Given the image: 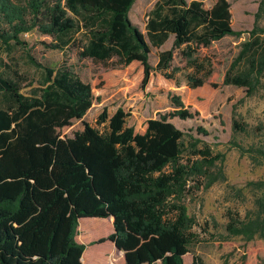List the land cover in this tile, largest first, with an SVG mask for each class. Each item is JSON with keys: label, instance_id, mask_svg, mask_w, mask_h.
Listing matches in <instances>:
<instances>
[{"label": "trees", "instance_id": "16d2710c", "mask_svg": "<svg viewBox=\"0 0 264 264\" xmlns=\"http://www.w3.org/2000/svg\"><path fill=\"white\" fill-rule=\"evenodd\" d=\"M135 1L0 0V43L20 45V36L35 30L55 42L50 48L63 50L82 32L85 44L79 47V59L99 64L115 59L113 67L138 63L142 90L153 75L175 84L179 69L170 68L176 50L181 70L189 71L190 92L205 86L217 89V64L200 51L242 34L231 27L229 2L216 0L206 9L200 1L157 0L143 34L128 18ZM263 17L261 0L249 40L222 82L243 88L248 96L264 73V42L259 37L264 31L257 26ZM170 38L171 49L150 64L151 50ZM240 63L243 68L235 71ZM43 72L44 81L32 97L21 94L24 79L17 72L0 75V264H183L195 225L185 198L225 181L217 167L224 156L197 148L198 140L185 146L183 133L169 122L193 119L198 112L191 113L179 97H172L174 111L148 120L143 133L127 127L129 114L117 109L111 117L105 111L99 115L102 131L83 123L72 138L62 137L61 131L91 108V88L68 68ZM232 128L243 132L235 122ZM235 148L251 160L264 159V145ZM184 154L188 157L182 161ZM247 186L264 189L262 182ZM255 206L252 218L226 212L225 236L219 243H264V201L257 200ZM85 220L97 225L85 226ZM105 220L112 225L108 241L119 252L113 244L84 251L76 241L77 229L100 232L99 221ZM190 264L205 262L193 256Z\"/></svg>", "mask_w": 264, "mask_h": 264}, {"label": "rangeland", "instance_id": "374dc122", "mask_svg": "<svg viewBox=\"0 0 264 264\" xmlns=\"http://www.w3.org/2000/svg\"><path fill=\"white\" fill-rule=\"evenodd\" d=\"M157 0H136L129 11L128 18L141 33L148 13ZM200 1L209 9L216 0ZM230 4L231 27L240 36H226L215 42L208 50H201V55L211 56L217 64L215 90L205 86L199 92H190L186 87V75L189 71L181 70L183 64L178 52L173 51L170 69L174 72L175 84L165 81L158 75L150 77L144 90L140 89L142 69L138 63L128 67H113L114 60L107 64L93 63L89 59H79V47L85 44V35L81 32L73 36L72 42L63 50L52 49L55 43L50 37L35 30L20 36V45L9 46L0 43V75L10 77L15 71L24 79L21 94L25 97L37 95L44 81L43 68H68L83 83L88 84L93 95V103L82 120H74L69 128L61 131L62 137L72 138L73 134L83 129V123L102 131L103 126L97 125L99 115L105 111L111 117L117 109L129 114L126 126L135 133H143L148 120L158 119L174 111L172 97H179L184 107L198 116L181 121L169 119L183 133L185 146L198 140L197 148L208 147L212 155L224 156L221 170L225 181L213 184L209 189L191 191L184 200L186 212L194 219L191 229L193 239L188 248L189 253L183 257V264H190L192 257L200 258L205 264H264V243L254 241L243 243L235 239L219 243L225 236L224 227L227 211H232L244 218L253 217L257 211L255 202L264 201V189L248 187L250 182L264 183V159L251 160L241 156L235 146L244 149L264 145V73L255 92L248 96L243 88L222 85L224 75L241 50V45L249 40L254 27V15L261 0H227ZM264 31V17L257 22ZM264 33V32H263ZM264 42V34H259ZM172 38L161 48L152 49L149 58L154 65L161 51L170 50ZM242 63L235 71L242 69ZM238 124L241 131H233V123ZM204 131L199 135L197 130ZM182 161L188 157L184 154ZM218 168L215 170L217 171ZM168 171V169H167ZM84 225H97L91 220L83 221ZM100 232H82L77 229L76 241L83 244L86 250L102 251L110 248L113 243L108 241L112 233V225L106 220L99 221ZM91 253V251H90ZM120 264H124L121 262Z\"/></svg>", "mask_w": 264, "mask_h": 264}, {"label": "water", "instance_id": "95a60500", "mask_svg": "<svg viewBox=\"0 0 264 264\" xmlns=\"http://www.w3.org/2000/svg\"><path fill=\"white\" fill-rule=\"evenodd\" d=\"M112 221H113V219H112ZM113 247L115 248V250L116 251H118L119 252V250L115 247V245L113 244ZM122 253V252H121ZM123 254V253H122Z\"/></svg>", "mask_w": 264, "mask_h": 264}, {"label": "crops", "instance_id": "0c3cea01", "mask_svg": "<svg viewBox=\"0 0 264 264\" xmlns=\"http://www.w3.org/2000/svg\"><path fill=\"white\" fill-rule=\"evenodd\" d=\"M211 8V7H210Z\"/></svg>", "mask_w": 264, "mask_h": 264}]
</instances>
